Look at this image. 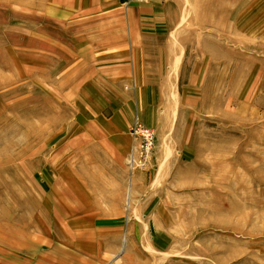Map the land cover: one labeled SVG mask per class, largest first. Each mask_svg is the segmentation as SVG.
<instances>
[{"label": "rangeland", "instance_id": "374dc122", "mask_svg": "<svg viewBox=\"0 0 264 264\" xmlns=\"http://www.w3.org/2000/svg\"><path fill=\"white\" fill-rule=\"evenodd\" d=\"M0 264H264V0H0Z\"/></svg>", "mask_w": 264, "mask_h": 264}, {"label": "built area", "instance_id": "2783aa9c", "mask_svg": "<svg viewBox=\"0 0 264 264\" xmlns=\"http://www.w3.org/2000/svg\"><path fill=\"white\" fill-rule=\"evenodd\" d=\"M134 150L128 162L130 169L134 172L138 168H145L154 150V134L151 130L143 128L137 121L133 126Z\"/></svg>", "mask_w": 264, "mask_h": 264}, {"label": "crops", "instance_id": "0c3cea01", "mask_svg": "<svg viewBox=\"0 0 264 264\" xmlns=\"http://www.w3.org/2000/svg\"><path fill=\"white\" fill-rule=\"evenodd\" d=\"M133 27H135V26L133 25Z\"/></svg>", "mask_w": 264, "mask_h": 264}, {"label": "bare ground", "instance_id": "6f19581e", "mask_svg": "<svg viewBox=\"0 0 264 264\" xmlns=\"http://www.w3.org/2000/svg\"><path fill=\"white\" fill-rule=\"evenodd\" d=\"M130 160V159H129Z\"/></svg>", "mask_w": 264, "mask_h": 264}]
</instances>
